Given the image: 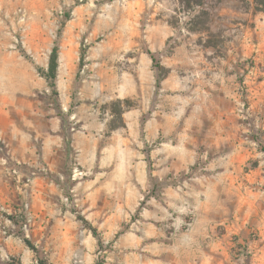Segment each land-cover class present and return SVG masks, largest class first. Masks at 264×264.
<instances>
[{
  "label": "rangeland",
  "instance_id": "rangeland-1",
  "mask_svg": "<svg viewBox=\"0 0 264 264\" xmlns=\"http://www.w3.org/2000/svg\"><path fill=\"white\" fill-rule=\"evenodd\" d=\"M246 1L251 5L242 0H204L203 6L190 9L179 0L156 4L163 35L170 34L158 59L164 67L157 70L161 113H154L152 102L146 101L150 108L143 112L142 100H121L124 113L136 110L133 123L139 131H129L127 168L124 161L114 159L103 194L92 202L108 222H90L96 235L82 223L92 237H80L73 244L81 256L77 252V257L66 261L58 250L37 249L38 260L48 264H264V56L254 46L262 41L258 27L264 25V13L253 10V0ZM60 5L61 13L48 18L38 2L0 0V42L8 33L28 61L44 62L40 52L31 48L60 43L55 33L73 19L72 8ZM25 7L37 11L30 17L20 12ZM201 10L209 15L194 21ZM110 25L142 28L151 23L138 17L119 18ZM141 41L137 36V43ZM85 53L82 49L80 57ZM131 54L138 58L139 52ZM219 69L236 87L215 115L208 108L204 85L210 70ZM47 92L53 103L66 101L54 96L50 87ZM117 101L99 105L112 112ZM78 102L73 100L72 106ZM112 116L111 130L113 112ZM148 121L161 126L150 143L141 131ZM138 123L142 128H137ZM134 133L140 138H134ZM0 152L5 180L17 194L7 167L35 172L36 178L47 171L43 164L29 169L13 164L4 150ZM3 157L7 165L2 164ZM31 200L30 193L27 201L33 215ZM66 202L71 204V199ZM73 205L74 211L79 210L76 202Z\"/></svg>",
  "mask_w": 264,
  "mask_h": 264
},
{
  "label": "crops",
  "instance_id": "crops-1",
  "mask_svg": "<svg viewBox=\"0 0 264 264\" xmlns=\"http://www.w3.org/2000/svg\"><path fill=\"white\" fill-rule=\"evenodd\" d=\"M30 1L40 3L41 13L48 18L61 13L60 4L72 8L73 19L60 33H55L60 36L57 90L60 100L66 101L56 104L47 99L50 86L38 72V67L47 70L54 42L31 48L40 52L38 57L44 61L32 63L11 42L10 34L5 33L0 42V151L4 150L13 164H23L26 169L36 164L46 166V173L36 178L32 187L34 223L27 240L39 252L58 250L67 261L77 257L75 241L92 237L79 215L88 222H108L100 217L101 211L92 202L96 195L103 194L114 159L124 161L127 168L129 131H139L133 123L136 110L124 113L125 127L111 130L112 112L101 109L99 104L135 97L142 100L143 112L150 108L145 105L148 101V105L152 102L154 113H161L158 99L162 90L153 58L158 62L170 34L163 35L156 5L160 0ZM21 11L32 17L37 10L25 7ZM124 11L127 13L122 15ZM138 17L147 18L151 25H110L119 18ZM258 29L262 41L254 46L264 56V25ZM137 36L142 40L139 43ZM82 49L86 53L80 66ZM137 50L138 58L131 54ZM136 59V69L131 70ZM230 83L222 69L210 70L204 93L211 113L216 115L234 94L236 86ZM73 100L78 104L72 106ZM140 127L138 123L137 128ZM160 127L155 121L141 127L145 142H154ZM140 136L133 134L134 138ZM68 198L71 204L66 202ZM23 202L24 198L6 182L0 167V264L38 261L23 235ZM73 202L79 210L74 211Z\"/></svg>",
  "mask_w": 264,
  "mask_h": 264
},
{
  "label": "trees",
  "instance_id": "trees-1",
  "mask_svg": "<svg viewBox=\"0 0 264 264\" xmlns=\"http://www.w3.org/2000/svg\"><path fill=\"white\" fill-rule=\"evenodd\" d=\"M182 5H185L187 8H192V7H201L203 6V1L204 0H179ZM244 3L247 5H251L248 3L246 0H242ZM253 10L256 13H264V0H253ZM208 12L206 10H201L199 14L195 17V20H200L205 16H208ZM153 58V57H152ZM60 51H59V46L56 44V46L53 48L52 52L50 53L49 56V64L47 70H44L43 68L38 67V72L40 75L48 81V84L50 88L53 90L54 96H59V92L57 90V81H58V74H59V66H60ZM154 63H155V68L161 72L164 70V67L161 66L154 58ZM84 62V54H82L81 59H80V66L83 65ZM164 77V76H163ZM158 80H161V74L158 75ZM112 112L114 114V120L112 122V130L118 129L120 127H125L124 121H123V113H124V108H123V101L119 100L117 102H114L111 106ZM118 121V124H117ZM116 123V124H115ZM78 219L82 221V223L88 227L94 235L97 234V230L86 220L82 215L78 216ZM27 245L34 251L37 252V248L29 241L26 239ZM14 264V263H10ZM16 264H21V263H16ZM38 264H48L45 260L39 259ZM98 264H101L100 262Z\"/></svg>",
  "mask_w": 264,
  "mask_h": 264
},
{
  "label": "built area",
  "instance_id": "built-area-1",
  "mask_svg": "<svg viewBox=\"0 0 264 264\" xmlns=\"http://www.w3.org/2000/svg\"><path fill=\"white\" fill-rule=\"evenodd\" d=\"M81 3L85 2V0H80ZM1 162L3 165H7L8 159L3 157L1 158ZM6 175L9 177L13 188L24 198L23 211L21 213H25V224L22 229L24 231V235L26 238H29V229L30 223L33 222V215L29 211V202L27 198L31 193V188L36 178V173H23L19 168L15 167H7Z\"/></svg>",
  "mask_w": 264,
  "mask_h": 264
}]
</instances>
